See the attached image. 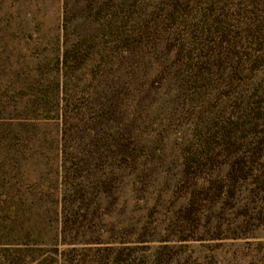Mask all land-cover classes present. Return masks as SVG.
I'll return each mask as SVG.
<instances>
[{
    "label": "rangeland",
    "instance_id": "rangeland-1",
    "mask_svg": "<svg viewBox=\"0 0 264 264\" xmlns=\"http://www.w3.org/2000/svg\"><path fill=\"white\" fill-rule=\"evenodd\" d=\"M263 21L0 0V264H264Z\"/></svg>",
    "mask_w": 264,
    "mask_h": 264
},
{
    "label": "trees",
    "instance_id": "trees-1",
    "mask_svg": "<svg viewBox=\"0 0 264 264\" xmlns=\"http://www.w3.org/2000/svg\"><path fill=\"white\" fill-rule=\"evenodd\" d=\"M264 22V21H263ZM71 51L69 50H66L65 53H64V57H63V64L64 65H67V63L69 62L70 60V57H72V55L70 54Z\"/></svg>",
    "mask_w": 264,
    "mask_h": 264
}]
</instances>
